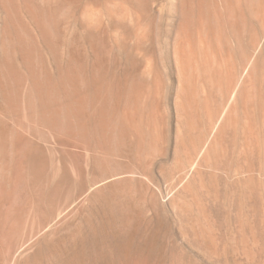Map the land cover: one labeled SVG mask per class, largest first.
<instances>
[{
	"label": "rangeland",
	"instance_id": "obj_1",
	"mask_svg": "<svg viewBox=\"0 0 264 264\" xmlns=\"http://www.w3.org/2000/svg\"><path fill=\"white\" fill-rule=\"evenodd\" d=\"M214 1L219 0H205L204 3L209 17ZM179 4L180 0H147L142 9L149 7L145 8L148 28L146 25L132 28L133 40L138 35L143 39L133 68L116 64L117 61L114 66L113 58L100 68L103 77L108 70L105 81L98 84L100 87L114 85L124 74L129 82L134 79L137 86L138 83L141 86L138 89L143 98L135 101L134 113L148 117L143 119L146 130L140 134L131 130L128 139L119 141L129 144L127 151L116 147L113 137L109 140L99 138L101 132H95L98 118L85 119L87 142L104 144L106 148L91 147L82 150L83 155L73 154L76 149L72 147L45 150V146H41L39 150L31 148L38 150L36 154L35 150L26 151L31 154L23 150L21 156L12 148L9 135L3 139L8 142L5 148L9 149L3 161L4 166L8 165L4 175L10 177L7 180V176L0 173V264H264V83L255 87L259 99H263L256 113L250 105L253 104L251 83L244 79L249 62L260 53L259 57H264V14L252 19L247 17L245 21L231 22L225 18L227 27L222 28V35L228 53L225 57H228L219 56L214 60L212 56L213 61L209 58L211 70L218 74L215 82L205 83L198 63L194 64L197 73L194 75L195 103L199 106L200 101L208 98V104L201 110L199 106L200 120L195 119L191 129L180 109L183 83L178 63L184 58L186 47L178 32ZM221 13L223 15V10ZM94 15L104 23L106 46L118 43L121 37L113 33L108 16L101 12ZM83 58L86 60L82 61L86 64L84 69H88L85 71L90 75V68L95 64L88 55ZM260 60L263 62L264 58ZM250 113H256L257 120L253 114L252 119ZM224 118H229L225 127ZM136 120L135 115L134 123L140 119ZM233 120L238 122L234 124ZM103 135L110 137L116 133ZM105 149L110 154L114 151V155L107 157L111 163L92 155L105 152ZM13 154L18 157L15 159ZM116 157L118 159H114ZM116 176L137 182L131 181L128 185L131 194L118 185L94 195L96 188L119 180ZM77 191L83 194L78 195Z\"/></svg>",
	"mask_w": 264,
	"mask_h": 264
},
{
	"label": "bare ground",
	"instance_id": "obj_2",
	"mask_svg": "<svg viewBox=\"0 0 264 264\" xmlns=\"http://www.w3.org/2000/svg\"><path fill=\"white\" fill-rule=\"evenodd\" d=\"M146 1L147 0H0V173L2 174V176L4 177L7 176L6 174L4 175L5 173L4 170H5V167H7L8 165L6 164L7 166L6 165L4 166L3 164L5 155L8 154L6 153V150L8 148L7 149L5 148L6 142L3 141L5 137L8 138L7 135L10 136V140L9 139L8 140L11 143L10 142L9 143L11 145L13 144L12 148H15V150L17 149V152L19 153V155L23 154L24 151L25 152L27 150L30 151L31 148L35 147L36 149L37 147L38 149V147L41 148V146H45L44 149L48 148L50 150L53 147L56 148L57 146L63 147V148L72 147L76 149L75 153L72 152L73 154L83 155L82 150H86L88 148L90 149L91 147L94 149L97 147L106 148V145L104 144L91 145L87 142L88 136L85 134L86 132L85 119H97L98 118L99 125L97 126V129H96L97 131L95 132H101L99 138L100 139L108 138L107 140H109V139H112L113 137L117 143L116 147L121 148V149L125 148L126 149V150L124 149L125 151H127L126 147L129 144L127 145V143L124 144L123 142L126 139H128L127 138L128 132L132 130L134 132H139L140 134V132L143 131V129L146 130V128L144 127L143 119H148V117L144 116L143 114L138 115L137 113L136 114L134 113L135 101L139 99V102H140L141 98H143L142 96L143 93H141L138 89L141 87L139 86L140 83H138V86H139L138 87L134 79L132 81L130 80L131 82H129L128 77L126 76V74H124L121 77V80L115 78L118 80L117 83L114 82L115 79L113 80V82L115 83L114 85L110 84L111 86H106L104 84L105 87H102V86L100 87V85H98L100 84L101 80L105 81L104 78H106V75L108 74L107 73L108 70L106 72L104 69L103 71L104 73L106 72V75L105 77L101 76L99 73L100 68H104L103 65L107 63V61L110 58H113L112 60L113 65H114V62L117 61L116 64H118L119 62L120 64L123 63V66H127V67L129 66L128 68H133V63L138 57L140 50H142L140 47V43H142L141 41L143 39H141L140 38L141 36L139 37L138 35V37L136 36L135 39L133 40V37H131V35L133 34L132 28H134L135 26H136L135 28L140 27V25H142L143 27L146 25L145 28H148L149 25L147 24L145 20L146 17L148 19V16H147L148 14L145 11V8H147L148 6H144L145 7L143 8L144 10L142 9V5H144ZM204 3H205V0H180V4H179L180 9H181V20L179 23L178 32H179V36L182 38V41L184 42V45L186 47V51L185 49H182L185 51V54L183 51H181V53L184 54V56H182L184 58L183 59L181 58V61L178 63L180 64L179 68L181 69L180 72H181L182 83H183L182 84L183 85L182 86L183 87L182 100L180 99L182 102L180 105L181 106L180 109L182 113L184 114L183 116H185L184 119L187 120L186 125L188 127H191V125L195 122V119L200 120L198 117L199 116V106L201 110V108H205V106L208 104V100H207L208 98L203 99L202 102L200 101L199 103H201V105L199 106L197 105V103H195L194 94H195L196 89L194 86H195L196 79L194 78V75L197 73L194 70V64L198 63L201 76L203 77V80L205 81V83L211 84L214 80H216V78H218L217 76L218 74L215 73L216 71L214 72L211 70L209 58L213 56L215 60V58L219 56L225 57L228 54L226 53L227 48L224 47V44H223V40L225 39H223V35H222V28L226 25L224 21L225 18L230 20L231 22L237 19L241 21H245L247 17L252 19L254 17L256 18L264 14V0H219L218 2L214 1V5L212 8L213 11L212 12L210 11L211 12L210 17L209 15H207L206 10L204 9ZM148 4L150 3L147 2V5ZM146 10L148 11L149 9H146ZM221 10H223V15L222 13L220 14ZM95 12H99V13L101 12L102 15L106 14L108 16L110 20L109 22L113 28V33H116L118 36L121 37L118 43H116L115 45L109 44V46L108 45L106 46V42L108 41L107 32L103 25L104 23L102 19L94 17L97 15V14L94 15ZM145 14H146V17H145ZM101 17L102 16H100V18ZM130 18L132 19V21L130 20ZM110 24H109V27H110ZM232 24L233 23H231V26H233ZM227 25H228V21H227ZM139 33H141V31ZM84 37L86 39H84ZM254 38H256V36ZM144 44L145 42L143 43V45ZM254 47H256V45ZM115 52H117L118 55H116ZM238 53L240 54V52ZM233 54H235V52ZM261 54L262 53H260L258 55V58H256L255 60L249 62V66L247 69V76H246L247 78H244L246 79V83H251L252 93L250 95H252L253 104L250 103V105H252L253 107L252 111L253 112L255 111L256 113L259 109L258 105L261 99H259V96L257 95V91H256L257 89H255V87L259 85L261 82L264 83V61L261 62L260 60V59H263L264 57L260 58L259 56ZM86 55H88V58L92 60V64L93 63L95 64L92 66L93 69L90 68L91 71L92 70L94 71V72L90 71V75L86 73L85 71L86 68L84 69L85 63L83 64V62H85L86 60L84 61L83 57H86ZM244 59H246V57H244ZM90 64L91 63H89V65ZM106 65L108 66L109 64H106ZM107 66L105 67L107 68ZM113 69L114 68H112V70ZM144 72H147V71H144ZM156 73L158 72L156 71ZM227 77L228 75L226 76V78ZM231 78H232V75H231ZM113 82L111 83L113 84ZM107 83H108V80L106 84ZM157 85L158 84H156V86ZM212 90H214V88ZM262 101L263 99L261 100V102ZM249 108H248V111H249ZM230 112H232V110ZM255 114H253L254 117H255ZM135 115L137 117V120L140 119L138 120V123H134L133 121V119L135 118ZM253 115L251 116L252 119L254 118ZM203 116H204V113H203ZM231 120L232 119H230V121ZM156 121H159V120H156ZM228 121H229V118H226L224 121V127L227 125ZM234 121L235 120H233L232 123H234ZM154 124L156 125V123ZM249 124H252V122L250 121ZM147 125L148 124H146L145 126L147 127ZM221 127H223V125ZM236 128H237V125H236ZM106 132L116 133V135L106 137L105 135H103ZM156 136L159 137L157 134ZM139 139H140V135H139ZM147 139H149V137ZM191 140L193 141V139ZM194 140H196V138ZM119 141H123L122 142L123 144L120 143ZM183 141L185 143L186 140L184 139ZM6 144L8 145V142ZM186 144L187 143H185V145ZM35 149H32V150H35ZM38 150H35V154H36V151L38 152ZM102 150L103 149H101V151ZM7 152H10V151H7ZM14 152L16 153V151ZM48 152L49 151H47V153ZM31 153H28V154H31ZM117 153H120L119 149ZM111 154L110 152H106V149H105V152H93L92 155L94 158L96 156L103 157V159H105V162L107 160V162L111 163L112 161H110L107 158ZM205 154L206 153H204V155ZM15 157L16 155L14 156V158ZM25 157H26V154L23 158ZM114 159H118V157ZM105 165H107V163ZM121 165H124V164L122 163ZM121 168L122 167H120V169ZM10 170H11V167H10ZM129 171L131 172V170ZM8 177L10 176H7V178ZM2 180H5V179H3L2 177ZM7 180H9V178ZM131 181L133 182L134 180H131L128 178H120V177H119V180L113 181L109 184H106L107 182L103 181V183L105 182L106 185L101 187L99 184L100 187L97 186L99 188H96L95 187L96 185L94 186V188H96L94 195L98 193L100 194L101 192H104V190L110 189L118 185L124 186L123 190H127L128 195H129L132 192L128 188V185L130 184ZM2 183L4 184L5 182H2ZM3 186L5 187V185ZM0 187H2V184ZM129 190H130V193H129ZM82 191L84 190L82 189ZM80 193L82 192H78V195H80ZM74 212L77 213V211H74ZM65 229L67 230V228ZM91 234L93 235V233ZM97 235L98 233L96 234L95 237H97ZM80 236L82 235L80 234ZM89 241L91 242L92 240H89ZM35 245L37 244L34 243V247ZM95 245L97 246V244ZM73 261L74 260H72V262Z\"/></svg>",
	"mask_w": 264,
	"mask_h": 264
}]
</instances>
